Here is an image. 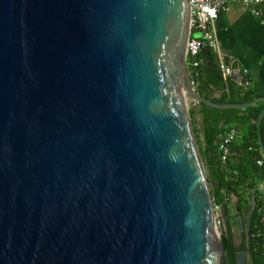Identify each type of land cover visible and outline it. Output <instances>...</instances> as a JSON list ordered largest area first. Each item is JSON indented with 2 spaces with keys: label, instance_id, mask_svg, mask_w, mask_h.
Returning a JSON list of instances; mask_svg holds the SVG:
<instances>
[{
  "label": "water",
  "instance_id": "obj_1",
  "mask_svg": "<svg viewBox=\"0 0 264 264\" xmlns=\"http://www.w3.org/2000/svg\"><path fill=\"white\" fill-rule=\"evenodd\" d=\"M190 29V0H0V264H226L189 107L264 98L199 95Z\"/></svg>",
  "mask_w": 264,
  "mask_h": 264
},
{
  "label": "trees",
  "instance_id": "obj_2",
  "mask_svg": "<svg viewBox=\"0 0 264 264\" xmlns=\"http://www.w3.org/2000/svg\"><path fill=\"white\" fill-rule=\"evenodd\" d=\"M194 80L198 94L216 104L241 105L261 98L251 80L248 85H239L217 65L209 67L202 63ZM263 109L264 101L243 110L215 109L205 104L192 106L189 110L201 158L208 171L214 205L220 207L227 218L221 242L230 264H236L233 238L238 227L233 197L237 198L238 211L245 220L251 211L253 196L256 207L250 218L249 244L253 264H264V203L259 191V184L264 181V164L258 165L264 159V153L260 150L257 126ZM232 129L237 131V137L224 162L219 148L225 134ZM260 129L264 144V116Z\"/></svg>",
  "mask_w": 264,
  "mask_h": 264
},
{
  "label": "crops",
  "instance_id": "obj_3",
  "mask_svg": "<svg viewBox=\"0 0 264 264\" xmlns=\"http://www.w3.org/2000/svg\"><path fill=\"white\" fill-rule=\"evenodd\" d=\"M213 33L220 51H205L210 52L213 59L222 60L225 55L237 62L240 75L246 77L247 82L241 84L231 79L242 86L251 80L256 92L264 98V9L262 18H257L244 4H230L228 11L221 13L215 22ZM259 189L264 203V188Z\"/></svg>",
  "mask_w": 264,
  "mask_h": 264
},
{
  "label": "built area",
  "instance_id": "obj_4",
  "mask_svg": "<svg viewBox=\"0 0 264 264\" xmlns=\"http://www.w3.org/2000/svg\"><path fill=\"white\" fill-rule=\"evenodd\" d=\"M242 3L257 18H262L264 0H190L191 29L189 30V54L187 66L196 88L194 77L199 75L200 66L203 63L201 53L205 50L219 52L218 42L214 36L213 28L221 13H226L230 4ZM220 69L227 76L226 67L221 64ZM192 106H197L192 104ZM237 137V131L232 129L223 137L220 144L222 161L230 156V145ZM264 164V159L258 162L259 166ZM217 228L221 221L216 217Z\"/></svg>",
  "mask_w": 264,
  "mask_h": 264
},
{
  "label": "flooded vegetation",
  "instance_id": "obj_5",
  "mask_svg": "<svg viewBox=\"0 0 264 264\" xmlns=\"http://www.w3.org/2000/svg\"><path fill=\"white\" fill-rule=\"evenodd\" d=\"M248 233L247 232H244L242 235H235L234 234V238H233V242H234V246L236 248V251H235V260H236V263H237V257H238V254L240 252H244L246 254H248V249H249V241H248ZM226 264H230L229 261L226 260ZM247 264H249V257L247 256Z\"/></svg>",
  "mask_w": 264,
  "mask_h": 264
},
{
  "label": "rangeland",
  "instance_id": "obj_6",
  "mask_svg": "<svg viewBox=\"0 0 264 264\" xmlns=\"http://www.w3.org/2000/svg\"><path fill=\"white\" fill-rule=\"evenodd\" d=\"M191 107H192V105L189 107V110H190ZM205 170H206V168H205ZM206 174H208V171L207 170H206ZM259 187H261V188L263 187L264 188V181L263 182H260ZM235 200H236V198L233 197V205L235 203ZM215 211H216V217L218 218V220L221 221V225H219L218 226V229H217L218 230V234L220 235V238H221V236H222V234H223V232L225 230V224H224L225 216H224L223 210L220 207H216ZM235 213H236V211H235ZM234 234L236 236L237 235L238 236L240 235L238 233L237 229L234 230Z\"/></svg>",
  "mask_w": 264,
  "mask_h": 264
},
{
  "label": "bare ground",
  "instance_id": "obj_7",
  "mask_svg": "<svg viewBox=\"0 0 264 264\" xmlns=\"http://www.w3.org/2000/svg\"><path fill=\"white\" fill-rule=\"evenodd\" d=\"M216 237L219 239L220 235L218 234V232L216 233Z\"/></svg>",
  "mask_w": 264,
  "mask_h": 264
}]
</instances>
